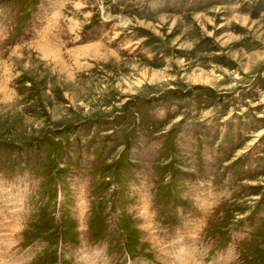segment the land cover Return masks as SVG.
Masks as SVG:
<instances>
[{
    "label": "rangeland",
    "instance_id": "1",
    "mask_svg": "<svg viewBox=\"0 0 264 264\" xmlns=\"http://www.w3.org/2000/svg\"><path fill=\"white\" fill-rule=\"evenodd\" d=\"M0 264H264V0H0Z\"/></svg>",
    "mask_w": 264,
    "mask_h": 264
},
{
    "label": "bare ground",
    "instance_id": "2",
    "mask_svg": "<svg viewBox=\"0 0 264 264\" xmlns=\"http://www.w3.org/2000/svg\"><path fill=\"white\" fill-rule=\"evenodd\" d=\"M4 257V256H3Z\"/></svg>",
    "mask_w": 264,
    "mask_h": 264
}]
</instances>
